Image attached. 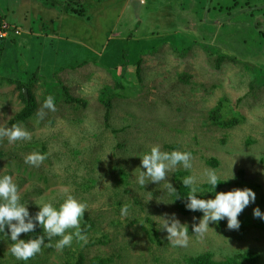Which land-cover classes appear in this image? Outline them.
Masks as SVG:
<instances>
[{"label":"rangeland","instance_id":"1","mask_svg":"<svg viewBox=\"0 0 264 264\" xmlns=\"http://www.w3.org/2000/svg\"><path fill=\"white\" fill-rule=\"evenodd\" d=\"M0 20V127L17 124L32 137L0 141V175L13 177L32 216L35 201L58 204L64 188L88 208L87 244L74 238L58 251L53 237L25 262L0 233V264H187L249 254L259 258L248 264H264V220L253 215L264 212V0H0ZM49 95L56 111L41 117ZM27 99L32 113L15 119ZM154 145L192 153L191 169L166 177L177 191L205 169L221 179L215 192L251 188L256 200L239 214V229L210 222L197 237L202 212L164 203L172 197L163 181L137 185L139 156ZM34 151L46 155L39 167L24 162ZM173 213L188 224L186 248L172 247L159 228V216Z\"/></svg>","mask_w":264,"mask_h":264},{"label":"clouds","instance_id":"2","mask_svg":"<svg viewBox=\"0 0 264 264\" xmlns=\"http://www.w3.org/2000/svg\"><path fill=\"white\" fill-rule=\"evenodd\" d=\"M43 109L56 111L55 97L49 95L45 98L42 109L38 113L41 117L44 115ZM5 138L11 144L19 140H31L32 137L25 128L13 124L11 127H0V141ZM139 157L141 164L138 168L143 170L136 176L137 185L144 188L148 182L160 184L163 181L164 187L172 197L167 202L163 201L164 203H172L182 197L177 194L176 188L166 177L178 167L185 170L193 167L190 151H161L159 145H154ZM45 159V154L34 151L25 156L24 162L33 167H39ZM228 179L223 181L226 182ZM219 182L221 179L214 169H205L200 177L189 175L182 179L183 186L188 189L186 196H183L187 198L184 203L185 209L203 213L199 222L192 224V233L197 237H203L209 231L210 222L219 223L226 220L229 230H238L239 214L256 200V193L251 188L215 192ZM202 185H207V190ZM62 192L64 196L62 202L58 204L35 201L39 210L32 216L26 203H21L18 186L13 177L8 174L0 175V233H4L12 241L8 252L16 260L27 262L42 251V245L52 247L53 237H59L54 244L58 251L70 247L74 238L77 242L88 243V237L81 229V221L85 211L88 210L87 205L72 196L67 188L62 189ZM205 192H215L214 197L204 199L197 195ZM121 215H128L127 205L121 208ZM253 215L264 220V212H261L259 207L254 208ZM159 217H161L159 228L166 232L169 244L172 247H188L190 239L188 224L182 223L175 213ZM196 219L194 216L193 221ZM153 221L157 223L155 219ZM37 226L41 227L46 234L49 240L47 245H45L44 236L20 239L22 233L34 232Z\"/></svg>","mask_w":264,"mask_h":264},{"label":"trees","instance_id":"3","mask_svg":"<svg viewBox=\"0 0 264 264\" xmlns=\"http://www.w3.org/2000/svg\"><path fill=\"white\" fill-rule=\"evenodd\" d=\"M73 1H77V0H73ZM52 3L57 4L58 2L55 1ZM71 13L77 14L78 12L75 8H71ZM0 23H1V20H0ZM33 108H34V105H33L32 100L27 99L25 109L22 112H20L15 119L28 117L32 113ZM187 192H188V190L185 189L183 184H181L178 188L177 194L182 196V197L177 198L175 200V203H176V207L179 209V211L185 212V213H190L191 211L186 210L184 207V203H185L187 198L183 197V196H186ZM85 230H87V229L84 228V231ZM38 236H43L42 231L39 228V226L36 227L34 232L28 233L26 235V240L36 238ZM258 258L259 257L257 255L249 254V255H244V256H239V257L226 258V259L220 260V261H214V260L210 259L209 257L202 256V257H198L196 259H191V260L187 261V264H248V263H255L258 260ZM104 262H105L104 260H97V259L93 260V263H95V264H102Z\"/></svg>","mask_w":264,"mask_h":264},{"label":"built area","instance_id":"4","mask_svg":"<svg viewBox=\"0 0 264 264\" xmlns=\"http://www.w3.org/2000/svg\"><path fill=\"white\" fill-rule=\"evenodd\" d=\"M16 33H18V31ZM5 36H6V28L4 26H0V40Z\"/></svg>","mask_w":264,"mask_h":264},{"label":"water","instance_id":"5","mask_svg":"<svg viewBox=\"0 0 264 264\" xmlns=\"http://www.w3.org/2000/svg\"><path fill=\"white\" fill-rule=\"evenodd\" d=\"M25 94V93H24Z\"/></svg>","mask_w":264,"mask_h":264}]
</instances>
